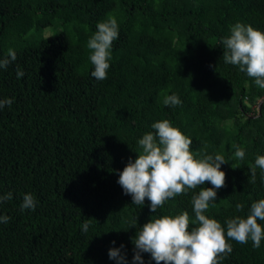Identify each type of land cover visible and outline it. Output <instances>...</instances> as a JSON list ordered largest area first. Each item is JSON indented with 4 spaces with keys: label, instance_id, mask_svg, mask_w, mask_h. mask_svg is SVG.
<instances>
[{
    "label": "trees",
    "instance_id": "trees-1",
    "mask_svg": "<svg viewBox=\"0 0 264 264\" xmlns=\"http://www.w3.org/2000/svg\"><path fill=\"white\" fill-rule=\"evenodd\" d=\"M109 14L119 38L100 81L87 42ZM236 22L264 32V0H0V58L17 53L0 69V98L13 99L0 110V194H13L0 203V216L10 217L0 223V264H117L109 250L121 245L133 264V238L152 217L187 211L194 220L200 187L153 213L147 198L135 205L117 183L138 157L137 141L162 119L192 139L191 151L227 161L226 185L206 215L226 228L264 199L259 168L249 182L264 155V89L223 61L221 41ZM172 94L182 105H164ZM233 145L245 150L243 160ZM26 193L35 211H21ZM229 243L221 264H264V240L259 248Z\"/></svg>",
    "mask_w": 264,
    "mask_h": 264
},
{
    "label": "clouds",
    "instance_id": "clouds-1",
    "mask_svg": "<svg viewBox=\"0 0 264 264\" xmlns=\"http://www.w3.org/2000/svg\"><path fill=\"white\" fill-rule=\"evenodd\" d=\"M96 28L87 42V48L94 66L91 75L102 81L107 79L112 46L119 38V25L115 16L109 14L97 23ZM221 43L224 63L237 66L240 72L254 80L258 88L264 89V32L251 24L236 22L230 26V35L224 37ZM16 59V51L10 48L7 56L0 58V69H6ZM24 74L18 66L17 78ZM12 103V98H0V110ZM163 103L175 107L182 105V100L172 94L166 95ZM151 127L154 131L144 133L137 141L140 149L138 157L135 160L129 158L125 168L119 172L117 183L124 193L132 197L135 205H144L147 198L150 211L156 213L167 200L197 187L200 190L191 197L194 220L187 211H182L176 215L152 217L140 227L133 238V264H144L143 253L150 254L156 264H221L233 251L229 241L240 244L251 241L254 248H259L264 240V225L258 223L264 221V199L254 201L246 216L237 215L228 219L225 228L220 221L206 215L217 200V191L226 185V172L221 169L227 163L224 156L191 151L192 139L173 126L169 119L158 120ZM233 147L236 149L234 158L243 160L245 150L239 145ZM257 168L264 180V155H257L255 164L250 166V183H256ZM205 182L212 187H202ZM12 198V192L0 194V203ZM36 206L35 196L24 194L21 211H35ZM235 207L237 212L243 211L241 204ZM9 220L7 215L0 216V223H8ZM90 224L91 220L82 224L84 233H87ZM123 247L109 250V258L117 264H128L126 255L121 252Z\"/></svg>",
    "mask_w": 264,
    "mask_h": 264
}]
</instances>
